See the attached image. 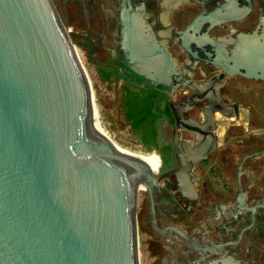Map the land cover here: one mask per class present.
I'll use <instances>...</instances> for the list:
<instances>
[{"label": "flooded vegetation", "instance_id": "obj_1", "mask_svg": "<svg viewBox=\"0 0 264 264\" xmlns=\"http://www.w3.org/2000/svg\"><path fill=\"white\" fill-rule=\"evenodd\" d=\"M53 2L159 160L139 264H264V0Z\"/></svg>", "mask_w": 264, "mask_h": 264}, {"label": "water", "instance_id": "obj_2", "mask_svg": "<svg viewBox=\"0 0 264 264\" xmlns=\"http://www.w3.org/2000/svg\"><path fill=\"white\" fill-rule=\"evenodd\" d=\"M69 27L52 0H0V264H139L159 160Z\"/></svg>", "mask_w": 264, "mask_h": 264}, {"label": "rangeland", "instance_id": "obj_3", "mask_svg": "<svg viewBox=\"0 0 264 264\" xmlns=\"http://www.w3.org/2000/svg\"><path fill=\"white\" fill-rule=\"evenodd\" d=\"M53 1V0H52ZM139 190H141V191H143V188L142 187H140V189Z\"/></svg>", "mask_w": 264, "mask_h": 264}, {"label": "bare ground", "instance_id": "obj_4", "mask_svg": "<svg viewBox=\"0 0 264 264\" xmlns=\"http://www.w3.org/2000/svg\"><path fill=\"white\" fill-rule=\"evenodd\" d=\"M216 117V116H215ZM225 125V124H224ZM143 187V186H142Z\"/></svg>", "mask_w": 264, "mask_h": 264}, {"label": "trees", "instance_id": "obj_5", "mask_svg": "<svg viewBox=\"0 0 264 264\" xmlns=\"http://www.w3.org/2000/svg\"><path fill=\"white\" fill-rule=\"evenodd\" d=\"M133 124H135V123H133Z\"/></svg>", "mask_w": 264, "mask_h": 264}]
</instances>
